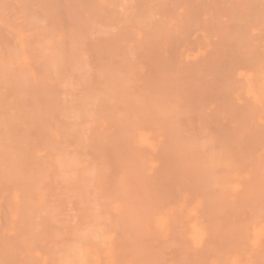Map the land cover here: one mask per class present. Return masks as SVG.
I'll use <instances>...</instances> for the list:
<instances>
[{
	"label": "bare ground",
	"instance_id": "1",
	"mask_svg": "<svg viewBox=\"0 0 264 264\" xmlns=\"http://www.w3.org/2000/svg\"><path fill=\"white\" fill-rule=\"evenodd\" d=\"M0 264H264V0H0Z\"/></svg>",
	"mask_w": 264,
	"mask_h": 264
}]
</instances>
